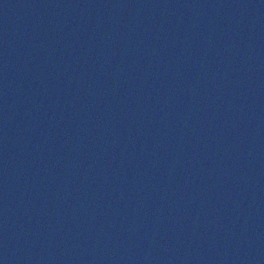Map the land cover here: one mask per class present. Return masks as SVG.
Returning <instances> with one entry per match:
<instances>
[{"label":"water","instance_id":"water-1","mask_svg":"<svg viewBox=\"0 0 264 264\" xmlns=\"http://www.w3.org/2000/svg\"><path fill=\"white\" fill-rule=\"evenodd\" d=\"M0 264H264V0H0Z\"/></svg>","mask_w":264,"mask_h":264}]
</instances>
